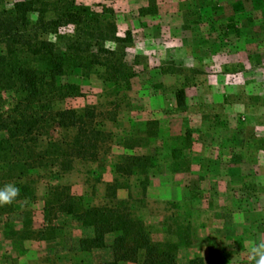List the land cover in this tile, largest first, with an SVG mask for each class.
I'll return each mask as SVG.
<instances>
[{
	"label": "rangeland",
	"instance_id": "374dc122",
	"mask_svg": "<svg viewBox=\"0 0 264 264\" xmlns=\"http://www.w3.org/2000/svg\"><path fill=\"white\" fill-rule=\"evenodd\" d=\"M78 1L98 12L113 10L120 36L132 31L128 61L137 76L116 122L107 123L115 141L102 155L101 167L77 163L61 180L37 178L35 200L15 203L10 213L0 206V264H79L109 257L105 250L75 252L80 237L92 230L66 214L45 224L55 229L58 241L41 243L36 232L45 220L50 186L70 185L84 203L102 204L106 184L116 178L114 165L130 154L159 159L146 196L136 177L129 180L136 211L154 240L172 239L178 218L192 226L191 245L181 248L178 264H250L247 242L264 240V152L253 145L264 136L258 101L264 97V0ZM67 80L82 86L83 97L60 107L111 109L113 98L105 97L96 76ZM181 87H186L185 108L176 99ZM145 123L158 136H147ZM186 138L192 144L186 150L191 170L174 175L168 155ZM139 139L142 146L132 148ZM128 196L119 192L121 199ZM50 249L55 250L46 254Z\"/></svg>",
	"mask_w": 264,
	"mask_h": 264
},
{
	"label": "trees",
	"instance_id": "16d2710c",
	"mask_svg": "<svg viewBox=\"0 0 264 264\" xmlns=\"http://www.w3.org/2000/svg\"><path fill=\"white\" fill-rule=\"evenodd\" d=\"M133 42L132 31L119 35L111 9L98 12L78 0H0V182L20 189L6 205L8 213L15 203L36 199L37 178L61 180L77 163L101 167L102 155L115 141L107 123L116 122L137 76L128 61ZM91 76L102 82L105 97L113 98L111 109L105 112L95 104L60 107L83 97L82 86L67 79ZM176 99L178 107L187 106L186 87L176 91ZM259 100L264 108V97ZM151 125H142L148 128L144 133L158 136ZM133 144L132 148L141 147L142 140ZM253 145L256 152H264V136L253 139ZM191 148L189 138L172 147V174L191 170L186 153ZM158 168L157 155H125L114 165L116 178L106 184L105 202L93 206L75 196L70 185H52L44 202L45 221L66 214L82 229L92 230L80 237L75 252L108 251L109 257L99 262L79 264H178L181 248L191 245L190 222L178 218L173 238L156 241L132 200L129 180L136 177L146 196ZM121 190L129 193L128 199L119 197ZM54 230L36 232L38 240L53 237Z\"/></svg>",
	"mask_w": 264,
	"mask_h": 264
},
{
	"label": "clouds",
	"instance_id": "9594fccd",
	"mask_svg": "<svg viewBox=\"0 0 264 264\" xmlns=\"http://www.w3.org/2000/svg\"><path fill=\"white\" fill-rule=\"evenodd\" d=\"M20 194V189L12 183L0 188V206L10 205ZM251 246L248 250L250 264H264V240L259 242L248 241Z\"/></svg>",
	"mask_w": 264,
	"mask_h": 264
},
{
	"label": "crops",
	"instance_id": "0c3cea01",
	"mask_svg": "<svg viewBox=\"0 0 264 264\" xmlns=\"http://www.w3.org/2000/svg\"><path fill=\"white\" fill-rule=\"evenodd\" d=\"M45 224H48V223H46V221L44 220V223L39 228H42L41 230H44L46 228ZM41 230H39V231H41ZM40 241H41V243H45L46 244V243L58 241V238L57 237H51V238H48L46 240H40ZM53 250H55V249H50V251H47L46 254L48 253L50 255L51 252H54Z\"/></svg>",
	"mask_w": 264,
	"mask_h": 264
}]
</instances>
